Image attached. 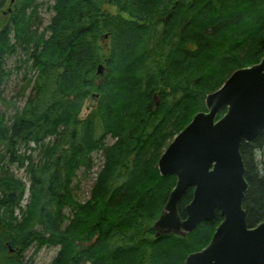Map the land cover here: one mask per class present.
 Instances as JSON below:
<instances>
[{"label":"trees","instance_id":"obj_1","mask_svg":"<svg viewBox=\"0 0 264 264\" xmlns=\"http://www.w3.org/2000/svg\"><path fill=\"white\" fill-rule=\"evenodd\" d=\"M37 1L16 0L4 12L0 1V76L20 52L37 74L26 79L33 90L25 107L10 121L0 114V264H26L34 244L60 248L52 264H184L223 219L187 237L150 238L176 185L158 163L206 111L207 96L264 57V0H52L45 29ZM89 100L98 102L81 119ZM31 145L38 163L20 153ZM101 152L103 170L80 203L74 179ZM241 153L253 228L264 220V132ZM192 197L182 198L181 216Z\"/></svg>","mask_w":264,"mask_h":264},{"label":"water","instance_id":"obj_2","mask_svg":"<svg viewBox=\"0 0 264 264\" xmlns=\"http://www.w3.org/2000/svg\"><path fill=\"white\" fill-rule=\"evenodd\" d=\"M205 106L159 160L161 176L177 182L152 230L157 237H185L203 223L215 224L220 214L223 220L210 244L185 264H264V220L253 228L247 223L248 183L241 153L243 143L264 132V57L236 71L207 96ZM189 189L195 190L194 196L182 220L179 204Z\"/></svg>","mask_w":264,"mask_h":264},{"label":"rangeland","instance_id":"obj_3","mask_svg":"<svg viewBox=\"0 0 264 264\" xmlns=\"http://www.w3.org/2000/svg\"><path fill=\"white\" fill-rule=\"evenodd\" d=\"M1 1V0H0ZM7 5L4 11H7L8 7L10 6L11 0H6ZM37 4V11H39V18L42 20L44 24L42 29H45L50 23L53 17V13L50 12L49 8H52L54 5L52 0H39L36 2ZM113 13H116L115 9H111ZM3 23H8L9 18H3ZM31 65L27 62V57L23 55L22 52L12 56L6 60V67L4 68L3 75L0 76V114L5 116L8 121L12 119L15 114L21 111L28 100L29 95L32 93L33 84L26 88L27 80H31L32 82L35 81L36 73H30ZM2 81V82H1ZM98 100L88 101L83 108L81 113V119L87 118V116L91 113L94 106L97 104ZM158 102L159 99H158ZM175 139V138H174ZM173 139V140H174ZM173 141L170 142V144ZM106 146H112L115 144V140L111 137L107 138L105 142ZM164 149L165 150L169 147V145ZM163 152V153H164ZM21 154L26 156H31L33 161L36 163L39 162V149L36 148L35 145H31L29 148L22 147ZM163 155V154H162ZM259 161L262 163L264 168V153H260ZM94 166L90 173H87L85 169L80 170L77 173L76 178L74 179L73 188H74V195L75 199L78 202H87L90 197L92 190L96 184V180L103 170L105 159L103 153L95 154L93 157ZM12 173L18 178L23 180L29 189V179L26 176L24 170L16 169V167L12 168ZM29 196L28 193L26 196V201L23 203L22 207L25 209L27 204L29 203ZM165 207V206H164ZM66 215H70L69 210H65ZM17 215L21 216V212L17 211ZM68 225L66 222L65 226ZM40 228H37V231H40ZM144 236L142 238H145ZM151 238V237H150ZM60 248L59 247H44L41 250L38 249L37 244H34L23 256V260L26 264H52L54 259L59 254ZM128 255V254H127Z\"/></svg>","mask_w":264,"mask_h":264},{"label":"flooded vegetation","instance_id":"obj_4","mask_svg":"<svg viewBox=\"0 0 264 264\" xmlns=\"http://www.w3.org/2000/svg\"><path fill=\"white\" fill-rule=\"evenodd\" d=\"M15 1H16V0H12V1H11V2H12L11 4H14ZM11 4H10V5H11ZM10 13L13 14V12H10ZM5 17H7L6 14H5ZM159 103H160V102H158V99L156 98V105H159ZM224 115H225V113H223L222 117H223ZM190 190H192V195L194 196V191H195V190H194V189H189L188 191H190ZM188 191H187V192H188ZM185 195H186V194H185ZM185 195H184V196H185ZM192 200H193V197H192ZM192 200H191V202H192ZM191 202H190V203H191ZM180 203H181V202H180ZM190 203H189V204H190ZM189 204H188V205H189ZM188 205H187V206H188ZM179 206H180V204H179ZM187 206H186V207H187ZM163 210H164V208H163ZM163 210H162V211H163ZM179 210H180V209H179ZM162 211H161V213H160V216H161V214H162ZM179 215H180V217L182 218V220H186V219H187L186 208H185V214H184L185 216H184V217L181 216L180 211H179ZM160 216H159V218H160ZM159 218L154 222V224L149 228V230H148V231L146 230V232H145V233H148V235H149L151 238H157V232L154 231V230H152V229H153V227L155 226L156 222L159 220ZM203 224H207V223H203ZM203 224H202V225H203ZM210 224H212V223H210ZM200 226H201V225H200ZM200 226H199V227H200ZM199 227H198V228H199ZM198 228H197V229H198ZM195 231H196V230H195ZM195 231H194V232H195ZM149 233H151V234H149ZM206 247H207V246H206ZM206 247H205V248H206ZM205 248H203L202 250H204ZM202 250L197 251V252H201ZM197 252H194V253H197ZM185 261H186V260H185ZM184 263H185V262H184Z\"/></svg>","mask_w":264,"mask_h":264},{"label":"bare ground","instance_id":"obj_5","mask_svg":"<svg viewBox=\"0 0 264 264\" xmlns=\"http://www.w3.org/2000/svg\"><path fill=\"white\" fill-rule=\"evenodd\" d=\"M156 98H158V97H155V99H156ZM175 186H176V185H175ZM174 188H175V187H174ZM173 190H174V189H173ZM171 193H172V192H171ZM171 193H170V194H171ZM169 196H170V195H169ZM168 198H169V197H168ZM167 201H168V200H167Z\"/></svg>","mask_w":264,"mask_h":264}]
</instances>
